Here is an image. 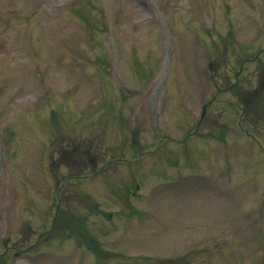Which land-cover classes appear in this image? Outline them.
<instances>
[{"label": "rangeland", "instance_id": "rangeland-1", "mask_svg": "<svg viewBox=\"0 0 264 264\" xmlns=\"http://www.w3.org/2000/svg\"><path fill=\"white\" fill-rule=\"evenodd\" d=\"M103 1L0 0V264H264V0ZM53 183L93 239L37 255Z\"/></svg>", "mask_w": 264, "mask_h": 264}]
</instances>
